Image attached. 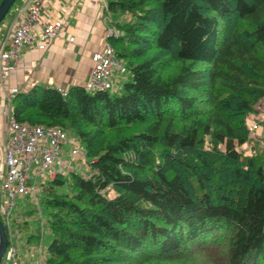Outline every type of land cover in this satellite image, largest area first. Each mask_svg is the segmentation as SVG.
<instances>
[{
	"label": "trees",
	"instance_id": "16d2710c",
	"mask_svg": "<svg viewBox=\"0 0 264 264\" xmlns=\"http://www.w3.org/2000/svg\"><path fill=\"white\" fill-rule=\"evenodd\" d=\"M105 12L127 15L108 38L120 89L33 85L12 102L20 121L72 130L92 166L44 186L45 264H264V136L247 124L264 97V0Z\"/></svg>",
	"mask_w": 264,
	"mask_h": 264
},
{
	"label": "built area",
	"instance_id": "2783aa9c",
	"mask_svg": "<svg viewBox=\"0 0 264 264\" xmlns=\"http://www.w3.org/2000/svg\"><path fill=\"white\" fill-rule=\"evenodd\" d=\"M44 6V0H35L21 7L10 24L0 47V82L7 80L18 68L22 46L42 50L62 34L64 20L60 17L44 16ZM105 9L107 0H104ZM106 30L107 38L120 34L117 26L111 23ZM73 39L72 36L70 40ZM92 61V71L84 84L89 91L111 90L116 84L114 73L116 71L127 73L126 62L116 55L111 43L104 49L93 52ZM19 91L17 86H10L6 90L7 106L3 109L6 116V136L3 141L5 156L1 187L5 191V197L2 196L0 199V214L7 227L9 243L1 264H26L15 242V235L19 229L11 222L16 198L31 196L39 207L38 193L46 183L75 170L74 161L76 159L84 161L87 157L85 148L79 144L67 147V142L74 138H70L65 129L18 120L13 113L12 102ZM259 107L264 108V100L256 104V108ZM40 214L43 218L42 212ZM29 253L37 255L36 260L29 264L46 263V255L41 244H33Z\"/></svg>",
	"mask_w": 264,
	"mask_h": 264
},
{
	"label": "crops",
	"instance_id": "0c3cea01",
	"mask_svg": "<svg viewBox=\"0 0 264 264\" xmlns=\"http://www.w3.org/2000/svg\"><path fill=\"white\" fill-rule=\"evenodd\" d=\"M34 1L25 0L20 5L23 7ZM44 2V16L62 18L64 29L45 49L22 46L18 68L7 80L0 82V174L4 171L1 158L4 157L6 136V116L3 113L7 106L6 90L10 86L22 90L42 85L66 91L71 86L84 85L93 68L92 53L104 49L109 43L106 29L111 21H115L111 14H106L104 0ZM114 78L117 83V77Z\"/></svg>",
	"mask_w": 264,
	"mask_h": 264
},
{
	"label": "rangeland",
	"instance_id": "374dc122",
	"mask_svg": "<svg viewBox=\"0 0 264 264\" xmlns=\"http://www.w3.org/2000/svg\"><path fill=\"white\" fill-rule=\"evenodd\" d=\"M24 1L25 0H16V2L12 5V7L10 8L8 13L2 20L0 24V47L2 45V42H3V39L6 33L8 32L10 24L12 23L13 19L15 18L18 11L22 7V5H20L21 2H24ZM111 16L115 20H123L127 15L123 13L112 12ZM114 77H117L118 82L115 84V86L111 90H118L122 87L123 82L128 78V73H120L116 71L114 73ZM262 100H264V97L262 98ZM256 110L257 112L250 114L247 120V124L250 128V133L252 134V136H255V137L264 136V126L260 124V121L264 120V108L259 107V109L256 108ZM68 134L70 138H74V139H71L67 142L66 144L67 147L79 144L82 148H84L83 143L76 138V135L72 130H68ZM248 146L246 147L248 148ZM3 161H4V157L1 158V162ZM73 164L75 168V170L73 171L79 172L81 174H88L92 171V166L90 164V160L88 156L86 157L84 161L80 159H76ZM2 180H3V176H1L0 174V199L2 196L5 197V191H3L1 187ZM43 189L38 193V198H40L41 195L43 194ZM113 194L114 192H112V195ZM41 212H42L43 218L40 216ZM42 219L45 221V224H42V221H43ZM25 221H27L26 224H25ZM11 222L15 226H17L19 229L18 230L19 232L16 233L15 235L16 236L15 242L18 247V252L22 256V258L25 260L26 264H29L31 261L36 260L37 255L36 254L30 255L29 253L33 244H41L43 251L46 255V258H47V255L49 253L48 246L52 239V234H51L48 222H47V212L46 210H44V207L41 204V200H40V206L38 207L37 203L31 196H18L16 198V205L14 206V209H13ZM30 225H32V227ZM32 234H39L40 239L38 241H36L35 239L28 241L29 236Z\"/></svg>",
	"mask_w": 264,
	"mask_h": 264
},
{
	"label": "water",
	"instance_id": "95a60500",
	"mask_svg": "<svg viewBox=\"0 0 264 264\" xmlns=\"http://www.w3.org/2000/svg\"><path fill=\"white\" fill-rule=\"evenodd\" d=\"M16 0H0V24ZM9 243L8 231L0 214V264Z\"/></svg>",
	"mask_w": 264,
	"mask_h": 264
},
{
	"label": "bare ground",
	"instance_id": "6f19581e",
	"mask_svg": "<svg viewBox=\"0 0 264 264\" xmlns=\"http://www.w3.org/2000/svg\"><path fill=\"white\" fill-rule=\"evenodd\" d=\"M111 23V22H110ZM113 24V23H112ZM34 211V210H33ZM36 214V213H35ZM25 216V215H24ZM30 217V216H29ZM30 220V219H29ZM15 221V220H14ZM38 221V220H37ZM38 224V223H37ZM33 225V224H32ZM32 225H30L32 227ZM35 225V224H34ZM22 231V230H21Z\"/></svg>",
	"mask_w": 264,
	"mask_h": 264
}]
</instances>
